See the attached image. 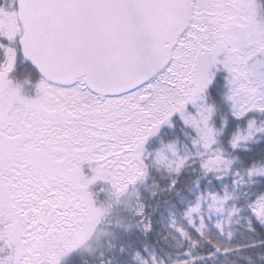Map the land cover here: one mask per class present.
<instances>
[{"label":"snow or ice","instance_id":"obj_1","mask_svg":"<svg viewBox=\"0 0 264 264\" xmlns=\"http://www.w3.org/2000/svg\"><path fill=\"white\" fill-rule=\"evenodd\" d=\"M0 264H264V0H0Z\"/></svg>","mask_w":264,"mask_h":264}]
</instances>
